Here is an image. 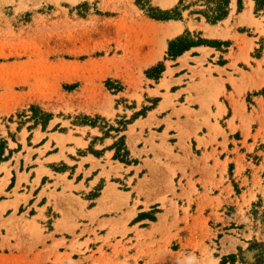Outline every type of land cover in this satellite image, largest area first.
I'll use <instances>...</instances> for the list:
<instances>
[{"label":"rangeland","instance_id":"rangeland-1","mask_svg":"<svg viewBox=\"0 0 264 264\" xmlns=\"http://www.w3.org/2000/svg\"><path fill=\"white\" fill-rule=\"evenodd\" d=\"M179 1L0 0L2 170L8 175L15 165L14 174H24L38 167L40 176L41 159L51 144L63 153L71 143L84 145L76 136L91 142L90 153L114 151L108 170H101L104 179L82 192L70 188L57 194L56 185L43 198L45 190L36 196L35 183L25 184L28 191L21 188L20 175L12 192L1 181L0 264H221L241 252L253 261L254 248L264 254V87L235 106L240 125L232 131L239 130L240 142H234L238 157L225 174L227 189L217 185V194H199L185 171L179 179L171 171L160 202L151 208L140 202V191L132 193L131 205L121 198L119 206L108 203L101 214L95 208L106 185L128 193L146 173L129 145L148 142L144 127L156 124L147 129L152 139L159 129L151 112L158 92L150 88L162 77L158 66L165 63L148 64L152 51L158 57L165 52V60H171L182 45L170 52V41L209 42V25L237 29L239 24L238 30L255 37L252 57L262 55L264 0H230L228 15L216 24L201 13L218 14L215 0ZM167 11L181 19L151 17ZM237 14L247 15L235 24ZM169 21L186 29L167 39L166 51L162 23ZM135 127L142 129L139 134ZM42 136L46 146L32 159ZM71 166L54 169L78 177ZM41 204L48 211L38 209Z\"/></svg>","mask_w":264,"mask_h":264},{"label":"crops","instance_id":"crops-1","mask_svg":"<svg viewBox=\"0 0 264 264\" xmlns=\"http://www.w3.org/2000/svg\"><path fill=\"white\" fill-rule=\"evenodd\" d=\"M250 7L251 4L248 10ZM245 15L247 14H237L235 24H238L237 21ZM162 24L165 27L163 32L168 35L165 36L163 48L167 51V39L182 35L186 27L178 21ZM178 27L180 28L178 33L169 34L171 29ZM238 27L239 24L236 26L237 29L209 25L206 29L209 34L205 35L209 42H200L171 60H165V52L160 57L156 52H151L152 57L148 64L151 63L152 66L161 60L165 63L162 77L155 87L150 88L152 92H158V95L153 96L159 98L158 105L151 112L159 122V129L152 139L147 129H154L156 124H153V128L144 127L142 133L147 136L144 139L148 142H142L140 145L132 142L129 145L130 151L143 161L140 166L146 173L143 178L134 181V187L128 193L124 191L122 194L119 189L106 185L95 207L100 214L107 210L108 203L119 206L121 198L129 201L131 205L132 193L138 191L141 194V203L146 204L148 208L156 205L160 202L157 198L161 196L159 193L165 180L172 176L171 171L176 173L178 179L180 173L185 171L188 174L189 185L194 184L199 194L215 195L217 185L220 189H227L225 174L238 157L234 152L238 146L234 142H240L235 136L239 130L232 131L233 126L240 125L238 116L234 117L235 106L237 103L241 104L246 94L264 87V49L259 58H253L252 53L257 46L255 37H249L238 30ZM248 65L252 67L251 70L246 69ZM257 84L255 89L251 88ZM141 130L139 127L134 129L136 134ZM34 134L36 136V133ZM19 135L21 134L16 136V140L23 144ZM172 137L175 141H171ZM24 139L27 141V138ZM76 139L84 145L71 143L68 150L63 153L59 147L51 144V151L41 159L44 162V173L40 176L38 167L25 171L24 174L21 171L14 174L16 168L12 165L8 175L0 167V182L5 181L3 189L13 191L18 184L19 175L21 188L28 191V187L25 186L35 183L38 190L36 196L45 190L43 198L48 197L56 185L55 192L60 194L70 188L75 192H82L100 183L104 179L101 170L103 167L108 170L106 162L113 158L114 151L105 150L102 146L104 148L102 153H90L88 150L91 142L85 136H76ZM46 143V136H42L37 142L39 146L34 150L32 159L37 156V150L43 149ZM80 151L83 153L78 154ZM73 157L75 159H72ZM67 159L72 164L68 163ZM60 164L72 165L76 174L79 173L78 177H72L67 171H56L54 168ZM165 164H169L170 169L165 170ZM86 173H89L90 177L82 179ZM47 177L49 179H45ZM13 178L15 184L11 188ZM183 185L186 186L187 182ZM46 186H49V189ZM44 208L48 211L46 205H38V209ZM142 208L145 209V205H142Z\"/></svg>","mask_w":264,"mask_h":264},{"label":"trees","instance_id":"trees-1","mask_svg":"<svg viewBox=\"0 0 264 264\" xmlns=\"http://www.w3.org/2000/svg\"><path fill=\"white\" fill-rule=\"evenodd\" d=\"M210 1H212V0H210ZM183 3H184V0L179 1V5H183ZM215 4H216V10L219 11L218 14H207L205 12H201V13H203L202 15H204L206 17L208 22H210L212 24H216V23L220 22L221 20H223L224 18H226V16L228 15V7L230 4V0H220V1L215 0ZM159 13L160 14H152L151 17L153 19L162 20V21L181 19V14H170V12H168V11L167 12H159ZM176 44H180V45H182V47L175 53L174 56H178V55L182 54L183 52L189 50L192 46L197 45L194 42H187L183 38H178L175 41L169 42L170 52L173 50V48H174V46H176ZM158 67L160 68L159 74H162L164 71V66L162 64H160ZM108 87H109V83H108ZM251 251L252 252L257 251L253 255V257H254L253 261L251 260V258L248 255H244V253L241 252L242 254H240V255L232 254L230 256L225 257L222 260L221 264H228V263L236 264L238 259L241 262V264H264V254L262 252H260L259 249H257V248H254Z\"/></svg>","mask_w":264,"mask_h":264},{"label":"bare ground","instance_id":"bare-ground-1","mask_svg":"<svg viewBox=\"0 0 264 264\" xmlns=\"http://www.w3.org/2000/svg\"><path fill=\"white\" fill-rule=\"evenodd\" d=\"M250 5V3L248 4V6ZM180 31V28L178 27V28H174V29H171L170 30V35H174V34H176V33H178Z\"/></svg>","mask_w":264,"mask_h":264}]
</instances>
